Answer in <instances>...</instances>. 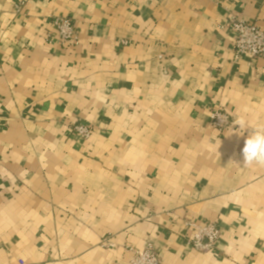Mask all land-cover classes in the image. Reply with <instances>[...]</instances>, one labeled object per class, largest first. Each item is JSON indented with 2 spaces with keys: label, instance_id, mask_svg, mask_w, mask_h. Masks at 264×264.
Returning a JSON list of instances; mask_svg holds the SVG:
<instances>
[{
  "label": "crops",
  "instance_id": "1",
  "mask_svg": "<svg viewBox=\"0 0 264 264\" xmlns=\"http://www.w3.org/2000/svg\"><path fill=\"white\" fill-rule=\"evenodd\" d=\"M238 21L264 29V0H0V264H130L148 243L162 264H264L253 129L211 124L264 125ZM209 222L220 239L198 252L188 223Z\"/></svg>",
  "mask_w": 264,
  "mask_h": 264
},
{
  "label": "built area",
  "instance_id": "2",
  "mask_svg": "<svg viewBox=\"0 0 264 264\" xmlns=\"http://www.w3.org/2000/svg\"><path fill=\"white\" fill-rule=\"evenodd\" d=\"M17 12L24 10V4L15 5ZM52 26L62 44H69L77 40L78 32L68 17H57L52 21ZM236 40L234 48V60L239 61L242 57H249L251 64L256 60L264 59V29L253 23L238 21L234 23ZM211 124L221 132L227 131L233 126L232 116L225 109H216L211 116ZM73 132L80 138L86 140L92 134V127L78 122ZM195 228L191 238V245L198 252L211 251L220 239L221 229L213 222L203 225L188 223ZM133 257L130 264H162V258L158 250L150 243L141 249L131 250Z\"/></svg>",
  "mask_w": 264,
  "mask_h": 264
},
{
  "label": "clouds",
  "instance_id": "3",
  "mask_svg": "<svg viewBox=\"0 0 264 264\" xmlns=\"http://www.w3.org/2000/svg\"><path fill=\"white\" fill-rule=\"evenodd\" d=\"M233 125L239 126L238 132L241 135L246 129H253L245 139L242 148L244 165H264V125L251 126L244 116L236 118L233 121Z\"/></svg>",
  "mask_w": 264,
  "mask_h": 264
}]
</instances>
